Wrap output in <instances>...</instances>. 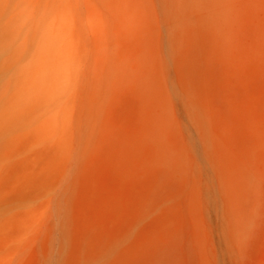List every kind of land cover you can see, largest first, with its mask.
Here are the masks:
<instances>
[{
  "label": "bare ground",
  "instance_id": "bare-ground-1",
  "mask_svg": "<svg viewBox=\"0 0 264 264\" xmlns=\"http://www.w3.org/2000/svg\"><path fill=\"white\" fill-rule=\"evenodd\" d=\"M64 1L69 12L57 0H0V264H202L186 202L178 216L168 197L131 211L121 191L126 178L193 168L174 108L178 99L201 116L179 74L186 45L207 38L229 72L258 63L264 0H147L146 14L131 4L127 17ZM127 96L132 118L116 112ZM255 131L250 154L263 150L264 121ZM225 160L235 232V181L242 212L255 179ZM104 173L117 177L113 194ZM246 207L244 238L264 223V192Z\"/></svg>",
  "mask_w": 264,
  "mask_h": 264
},
{
  "label": "rangeland",
  "instance_id": "rangeland-1",
  "mask_svg": "<svg viewBox=\"0 0 264 264\" xmlns=\"http://www.w3.org/2000/svg\"><path fill=\"white\" fill-rule=\"evenodd\" d=\"M41 1L46 4L51 0ZM57 1L61 12L71 10L64 0ZM141 3L140 10L146 14L147 0H84L81 9L127 17L131 4L140 6ZM126 42L131 43L130 39ZM6 56H0V60ZM179 74L189 92L188 97L201 110V116H198L197 110L187 111L181 100L174 102L176 117L183 125L186 155L194 159L193 168L185 178L161 172L139 174L131 178V182L126 178L121 191L124 201L133 211L138 199L163 200L168 197L167 208L174 216L180 214L181 203L186 202L191 216L198 222L195 229L204 254L202 264H264V223L256 233L244 238L238 220V213L246 214V206L257 201L261 190L264 192V147L261 153L250 154L256 141L255 128L264 121V58L256 64L235 62V73L229 72L220 56L213 54L206 38L205 42L186 45ZM136 106L134 98L125 97L117 107V116L125 114L132 118ZM205 118L208 130L205 129ZM208 139L212 145L205 143ZM228 156L235 159V171L242 172L244 166H249L251 177L255 179L246 194L244 206H241L242 212H236V209L242 200L243 189L235 181V232L231 212L234 203L223 185L226 168L223 160L226 162ZM97 181L112 194L117 188L114 175L104 173ZM120 229L117 225L114 231Z\"/></svg>",
  "mask_w": 264,
  "mask_h": 264
}]
</instances>
